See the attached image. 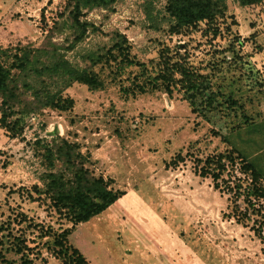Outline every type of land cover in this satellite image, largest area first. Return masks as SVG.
<instances>
[{"label": "rangeland", "instance_id": "rangeland-1", "mask_svg": "<svg viewBox=\"0 0 264 264\" xmlns=\"http://www.w3.org/2000/svg\"><path fill=\"white\" fill-rule=\"evenodd\" d=\"M219 1L222 12L213 22L180 30L166 0H117L84 10L95 27L70 47L69 28L48 35L56 20L67 18L65 0H0V48L56 47L64 69H83L124 38L128 56L144 63L143 70L137 64L118 69L114 61L96 64L92 70L102 87L73 82L64 91L74 99L71 109L18 107L22 112L7 116V125L0 121V234L22 232L30 246L37 245L31 264H64L47 247L49 237L27 223L71 226L33 189L44 184V147L38 141L57 136L77 142L89 154L90 171L125 191L68 236L87 264H264V240L253 222L237 221L232 193L215 188L195 168L198 158L235 145L264 171V0L244 6ZM166 51L199 72L204 99L199 95L193 104L177 89L122 92L140 73L151 74ZM23 98L39 107L31 91ZM242 163L235 159L229 174L248 180Z\"/></svg>", "mask_w": 264, "mask_h": 264}, {"label": "trees", "instance_id": "trees-1", "mask_svg": "<svg viewBox=\"0 0 264 264\" xmlns=\"http://www.w3.org/2000/svg\"><path fill=\"white\" fill-rule=\"evenodd\" d=\"M117 0H65L68 7L66 20H56L48 30V35L53 36L55 31L69 28L70 47L81 42L89 32L94 29V24L83 17L84 10L98 7H110ZM263 0H238L240 5H251ZM222 4L219 0H166V10L173 19V25L178 30L196 26L201 22H213L221 11ZM124 38L118 40L113 46L103 52L92 56L91 65L78 69L73 66L63 68L61 60L64 55L56 47L47 46L16 48H0V121L7 125V116L17 112H35L39 108H52L60 111L69 110L74 106V99L64 95L67 87L73 82L86 85L89 89L101 88L103 82L92 67L99 63L114 61L118 69L132 64L141 66L125 51ZM120 58L117 61V58ZM176 59L169 51L161 54L160 60L148 75L140 73V78L132 81L131 85L123 86L122 92L126 95L143 94L153 90H165L172 94L174 89L182 90L194 104L199 95L204 99V80L187 63L181 62V55ZM173 59V60H172ZM144 78H141L143 77ZM64 83V84H62ZM31 91L38 106L28 104L23 94ZM213 95L206 98L210 106L214 103ZM18 107H24L19 109ZM17 108V109H16ZM18 118L12 121L17 124ZM11 123V122H10ZM253 125V124H251ZM253 130V129H250ZM43 145V159L45 170L42 179L43 186H34L38 195L49 198L51 206L56 213L71 222V226L56 230L51 225L27 222L28 225L38 229V236H48L45 241L51 253L62 255L64 264H87L85 257L78 248L71 245L68 236L78 224L87 222L94 216L105 211L114 204L124 193V190L114 189L112 179L102 175L93 174L87 163H90L89 154L80 150L77 142H71L64 137L57 136L50 142L39 140ZM42 143V145H41ZM239 158L242 169L249 173V179L232 177L228 170L229 165ZM175 161V160H173ZM196 171L201 176H210L215 188L229 191L234 196L235 207L232 215L239 222L252 221L253 229L258 236H263L264 230V178L263 169L255 158H248L238 147L232 145L228 152L208 155L198 158L195 165ZM226 176L223 177V174ZM242 203L239 204L238 200ZM243 204V205H241ZM24 216L22 221H27ZM3 224V223H2ZM0 225V231L5 227ZM26 236L17 234H0V264H31L35 256V246L28 244ZM38 248V247H37Z\"/></svg>", "mask_w": 264, "mask_h": 264}]
</instances>
